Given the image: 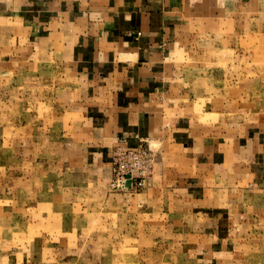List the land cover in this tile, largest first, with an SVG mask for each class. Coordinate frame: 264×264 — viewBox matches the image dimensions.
<instances>
[{
  "label": "rangeland",
  "instance_id": "374dc122",
  "mask_svg": "<svg viewBox=\"0 0 264 264\" xmlns=\"http://www.w3.org/2000/svg\"><path fill=\"white\" fill-rule=\"evenodd\" d=\"M205 41L176 76L173 119L211 136L264 124V34ZM38 43L0 50V252L26 264H264V180L233 165L220 178L208 158L193 169L170 140L118 146L99 164L74 111L70 50ZM186 187H204L212 207L198 210Z\"/></svg>",
  "mask_w": 264,
  "mask_h": 264
},
{
  "label": "crops",
  "instance_id": "0c3cea01",
  "mask_svg": "<svg viewBox=\"0 0 264 264\" xmlns=\"http://www.w3.org/2000/svg\"><path fill=\"white\" fill-rule=\"evenodd\" d=\"M226 31L264 34V0H0V50L2 44L33 49L51 37L70 50L66 69L74 82V111L92 130L99 164L110 162L118 146L170 140L181 142L178 154L193 169L208 158L220 178L233 165L235 172L264 180V124L241 135L229 130L211 136L173 119L181 66L206 54L211 34ZM185 191L201 197L198 210L212 207L204 187ZM4 253L0 264L28 262L25 255Z\"/></svg>",
  "mask_w": 264,
  "mask_h": 264
},
{
  "label": "built area",
  "instance_id": "2783aa9c",
  "mask_svg": "<svg viewBox=\"0 0 264 264\" xmlns=\"http://www.w3.org/2000/svg\"><path fill=\"white\" fill-rule=\"evenodd\" d=\"M135 157H136V156H135ZM135 157H134V158H135ZM136 158H137V157H136ZM129 175L131 176V179H132L133 177H132V174H130V172L123 173V178H125V179H122V178H121V180H120V183H122V186H123V187H125L126 184H127L129 181H131ZM127 185H128V184H127Z\"/></svg>",
  "mask_w": 264,
  "mask_h": 264
}]
</instances>
